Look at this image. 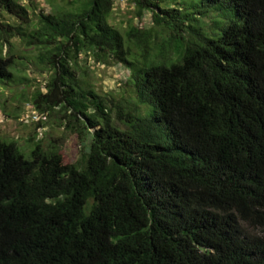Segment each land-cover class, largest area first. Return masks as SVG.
<instances>
[{
	"label": "trees",
	"instance_id": "trees-1",
	"mask_svg": "<svg viewBox=\"0 0 264 264\" xmlns=\"http://www.w3.org/2000/svg\"><path fill=\"white\" fill-rule=\"evenodd\" d=\"M36 9L0 0V81L20 40L49 71L34 106L64 112L79 156L0 139V264H264V0ZM87 57L129 89L99 94Z\"/></svg>",
	"mask_w": 264,
	"mask_h": 264
},
{
	"label": "rangeland",
	"instance_id": "rangeland-1",
	"mask_svg": "<svg viewBox=\"0 0 264 264\" xmlns=\"http://www.w3.org/2000/svg\"><path fill=\"white\" fill-rule=\"evenodd\" d=\"M75 1L35 0L36 10L44 12L67 10ZM214 15L216 12L210 13V17ZM3 18L12 21L8 17ZM138 20L134 7L125 1L116 3L108 17L109 23L121 30L130 24L136 25ZM143 20L145 21V18ZM204 20L207 23L208 19ZM11 41L15 59L13 77L11 80L0 81V139L15 142L26 159L30 158L33 142L40 141L44 147L50 144L56 146L67 161H76L79 156L77 135L63 126L64 112L54 107L41 113L33 104V97L37 91L46 92L45 84L49 71L35 61L32 49L26 48L20 40ZM86 65L80 76L91 82L99 94L119 97L122 92L129 89L125 86L128 70L122 65H111L110 62L98 64L90 57H87Z\"/></svg>",
	"mask_w": 264,
	"mask_h": 264
}]
</instances>
